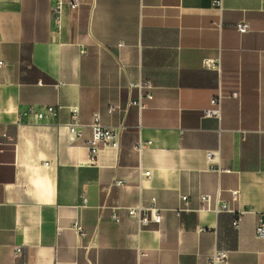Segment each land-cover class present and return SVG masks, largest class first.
<instances>
[{
  "label": "crops",
  "instance_id": "crops-1",
  "mask_svg": "<svg viewBox=\"0 0 264 264\" xmlns=\"http://www.w3.org/2000/svg\"><path fill=\"white\" fill-rule=\"evenodd\" d=\"M64 1L60 27L54 0L0 5V264H210L216 249L264 264V0ZM140 78L154 85L141 113ZM219 90L221 120L205 117ZM74 105L86 125L126 126L96 165L89 127L69 141ZM31 106L58 113L34 124ZM138 206L162 221L123 209Z\"/></svg>",
  "mask_w": 264,
  "mask_h": 264
},
{
  "label": "built area",
  "instance_id": "built-area-1",
  "mask_svg": "<svg viewBox=\"0 0 264 264\" xmlns=\"http://www.w3.org/2000/svg\"><path fill=\"white\" fill-rule=\"evenodd\" d=\"M3 0H0V5L2 4ZM215 6H219L222 10V0H215ZM65 7L64 0H54V7H53V14H54V21L57 26L60 27L61 25V18L63 9ZM237 30L240 33H246L250 30V23L247 21H240L236 25ZM5 64L3 60H0V67ZM207 66H211L212 62L207 60L205 62ZM130 88H137L139 91V99L137 101H131L130 105H135L138 107L139 112L145 109L148 105L144 102V99H153L154 98V85L151 79L149 78H140L138 81L130 82ZM233 97H238L239 92L235 91L231 94ZM225 94L219 90L218 93L213 96L210 100V107L204 110L205 117H212L218 120L222 118V106L223 101L225 99ZM114 107H111L110 110L112 111ZM70 111L72 113V120L66 125L69 131V141L71 144H74L78 140H80L87 127L91 130L90 137L86 140V148L89 151V159L87 163L96 165L98 163L99 157L102 151L105 148H116L119 145V136L120 133L126 128L124 124L118 125H103L100 121L99 113L94 114V120L91 124L86 125L79 120L80 108L77 105L71 106ZM58 113V109L55 106H47L44 108H36L35 106H31L29 108V114L31 115L32 123L40 124L41 122L46 121L48 118L56 117ZM145 142L140 141L137 144L138 149L142 152ZM210 160L212 159V152L208 154ZM141 166V170H142ZM151 170L150 169H143L142 175L146 178L151 177ZM125 184L124 179L116 178L114 179L112 185L113 186H122ZM237 191H234V196H237ZM182 199L187 202L188 196H182ZM200 200L202 204L209 205L212 201V196L210 194H202L200 196ZM88 199L84 198V203H87ZM223 208H226V205L220 200L217 199L215 210L219 211ZM122 207H115L112 210V218L116 221H120V211ZM126 209V213L129 216L137 217L140 225L145 226L148 225L150 222L160 223L162 221V213L157 208H152L150 213L148 214V209L144 208L143 206L138 207H123ZM243 213H240L235 216L234 218V225L239 227L242 221ZM75 227L78 231L83 232V228L79 223H75ZM255 235L257 238H264V222L260 223L256 227ZM21 252V248H16V253L19 254ZM229 252L224 249H216L213 254L208 257V262L210 264H229L228 262Z\"/></svg>",
  "mask_w": 264,
  "mask_h": 264
}]
</instances>
